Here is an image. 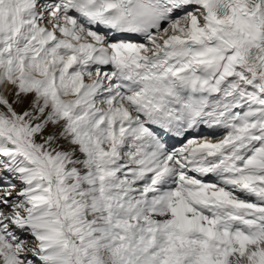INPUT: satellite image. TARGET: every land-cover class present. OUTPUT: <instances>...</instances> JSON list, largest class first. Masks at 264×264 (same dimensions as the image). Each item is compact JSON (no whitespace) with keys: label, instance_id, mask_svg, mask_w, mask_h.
I'll use <instances>...</instances> for the list:
<instances>
[{"label":"bare ground","instance_id":"6f19581e","mask_svg":"<svg viewBox=\"0 0 264 264\" xmlns=\"http://www.w3.org/2000/svg\"><path fill=\"white\" fill-rule=\"evenodd\" d=\"M249 1L251 5L259 8L261 13H264V7L260 3H256L257 0ZM44 4L43 0H36L35 2L31 0H0V64L5 67L8 77L13 81L22 73H27L28 76L32 77L35 84L39 83V78H47L50 72L56 71L57 91L65 98L62 105L68 106L78 114H84L87 108L84 107L86 99L90 95L94 98L101 93L100 89L94 92L92 88L85 85L84 75L91 77L89 72L92 70L96 76H105L106 74H100V71L86 59L92 48L96 44L102 43V37L90 28L82 27V24L78 25V31L73 32L77 19L68 15L62 3L59 9L56 8L54 14L59 20L58 28L63 37H55L53 31L46 30L45 25L39 22L43 16L37 10V6L41 5L42 7ZM21 9L24 11L22 12ZM198 13L202 15L203 19H193L194 31L199 36L207 33L210 38V49L220 52L224 63L233 62L234 58L228 57V52L234 48V44L227 39L226 30L223 29L222 25H215L216 20L212 22L206 17L204 11ZM218 29L223 30L222 37L228 40L226 43L212 42L214 33ZM184 32L190 33V31ZM240 34L243 35L244 30H241ZM236 67L237 74L230 75L225 82L234 83L239 78L238 73H244L256 85L264 86L263 67L241 58L236 63ZM106 79L110 81L111 75ZM11 89L12 86L7 84L6 96L9 95ZM131 98H134V95L128 97L116 90V93L109 96L106 101L112 107L110 113H113L114 108L121 113L124 108L125 110L131 108ZM5 99L6 103L10 102L9 96L4 97ZM116 103H123L124 107L116 105ZM61 110L64 108L62 107ZM262 115H257L252 128L246 124L241 125L240 122L234 125L236 116L232 114L229 103L222 96H217L206 104L205 116L201 118V127L204 125L208 127L216 139L222 138L221 127L223 126L225 128L230 127L233 136L239 138L240 145L229 147L225 152L230 156L246 183H250V175H260L264 170V161L260 160V157H264L262 150L264 147V119H262ZM13 117L8 107L0 103V119L13 120ZM93 118V129L104 132L105 129L108 130L109 127H113L111 132L116 139L123 134L127 136L131 134L129 137L135 151V160L138 161L139 159L140 164L138 165L136 162L131 164L119 163L117 158L108 155V173L110 175L120 174L121 179L126 177L124 179L126 185L123 186L122 194L128 198L126 201L129 205L128 221H137L140 225L143 223V225L148 226L144 230L147 238L161 237L160 249L163 253L168 252L175 241L185 243L197 241L193 240L195 235L190 228V221H194L205 224L207 234L216 241H223L233 253L242 250L248 254V258L252 259L254 254H260L261 257L264 255V237L258 233V231H264L262 226L251 228L247 219L239 221L229 219L228 223H222L223 218L220 216L213 218L212 212L203 208L202 204L207 200H204L201 191L192 185L193 179L189 172L186 171L181 174L163 172L166 179L162 186L154 183V175H158L160 170H157V173L154 172L146 141L138 136L136 127L131 126L130 123L127 124L128 120L124 118V112L123 121L105 119L103 115H93ZM201 145L202 148L212 147L204 142ZM252 150H254V154L251 153ZM4 156H9L14 161L24 162L27 159L24 150L20 147H13L0 130V159ZM168 156V154L163 155L164 158ZM243 159H246L244 165L241 163ZM0 168L8 170L3 162L0 163ZM182 168L180 165H174L168 171L178 172ZM27 169L32 170L30 165ZM240 185L241 183L237 182L229 186L226 191L217 189L216 192L218 194L224 192L250 206L251 209H258V205H261L260 209L264 210V186L257 184L258 192L255 193L253 199H250L240 190ZM19 188V186L9 185L8 181L2 179L0 175V264H55L56 261L58 264L60 259L57 251L62 247L63 241L58 227H50L47 231L51 241L47 245L46 254L40 258L32 255L21 246L7 243L9 240L25 236L23 226L31 218L40 217L46 210H52V203L50 202L35 211L36 215L24 211L18 206L9 205L11 199L17 202L18 194L22 193ZM125 209L127 210L126 203ZM173 222L181 223L182 238L175 230ZM12 228L14 229L12 230ZM231 238H233V242ZM45 256L49 257V262L43 261Z\"/></svg>","mask_w":264,"mask_h":264},{"label":"rangeland","instance_id":"374dc122","mask_svg":"<svg viewBox=\"0 0 264 264\" xmlns=\"http://www.w3.org/2000/svg\"><path fill=\"white\" fill-rule=\"evenodd\" d=\"M38 7H41V5H38L37 8ZM37 10L40 12L39 9ZM50 21L51 19L48 17V25ZM185 25L189 26V23H186ZM173 29L178 32H184V30H181L180 27L177 26ZM92 71L94 72V70ZM5 76L7 77L5 68L0 65V103L7 106L12 112L14 121L1 119L0 128L2 127V130H0L10 134L18 144H22L31 151L35 158L32 157L29 152L26 153L24 149L23 150L27 156V159H25L26 161L24 160L25 163L23 162L24 164L22 161L11 163L9 156L2 157L0 163L3 162L7 168H10L11 174L9 175L6 168H0L1 178L8 181L7 178L9 175L10 184H23L21 189L25 192H22L18 201H15V203L24 210L35 212L41 206V201L38 197L30 194V191H26L25 188L28 190H35V193L40 195L45 194L55 202L52 180L44 173L43 167L49 166L54 169L60 167L59 170L61 172L68 167L79 168L80 182L83 185L81 189L72 188L70 196L73 200L87 203L86 212L88 213L91 227L86 229L88 234L84 233L85 238L82 240L81 249L84 255L89 256L92 252H95L96 256L87 259L85 261L86 264H262V261H264V255L261 257L260 254H254L252 259L248 258V254L242 250L237 251V260L231 258L230 261L229 252L225 249L224 244L212 242L211 238L208 239V235L205 236L206 241L198 247L194 245L186 246L182 242L176 241L173 244L174 252L170 257L159 254L158 245L160 248L162 242L161 237L158 236L156 238L159 240L158 243L155 239L151 242H147V240H151L152 238H147L145 233H142L137 228H131L130 224H128L129 221L127 222L123 219L125 203L127 208V210L125 209V216L127 217V220L129 217V205L126 202L128 198L123 194L125 198V203H123L124 200L119 194L124 189L122 186L120 187L121 183L117 185L113 180L105 181L104 174L106 173V169L104 170L102 167L105 164L104 162L107 155L104 154L103 161L99 162L97 165L91 162L86 163L83 159H87V156L78 149L83 142L78 146L70 144L73 131L86 130L88 135L84 139V144L92 149L88 154H99L103 148V146H101L102 141H106L109 145L106 153L114 152L112 154L113 157L116 155L115 153L117 151L126 152L125 148L120 147L121 144L119 142L114 144L113 137L107 129L105 130L108 132H103L104 136H107L104 140L102 138V132L93 131L91 125L84 122V118L86 119L88 115H91L92 119H94L93 115L87 111L88 109L90 111L92 110L91 112L94 111L96 113L105 114L110 111L109 105L106 101L108 96L112 95L111 90H104L101 97L92 103L89 102L87 105H84L85 108L88 107L86 108L87 112H84L85 115L83 114L84 118H80L74 122L72 126L64 128L62 125L63 119L67 122L71 121L74 114L69 113L63 115L61 105L57 102L58 99L53 95L51 89L47 87V83L37 85L33 83L31 77L24 76L14 83L16 88L12 93L11 89L8 95L11 101L6 103L4 97H8L5 95L8 77L6 78ZM51 77H53V75ZM87 78L91 77L84 75V83L86 82L85 85L87 84L88 86L93 85L95 80L99 81L97 77H95V79ZM12 88H14L13 85ZM97 88H92V91L94 90L95 92ZM30 90H34V93H31L28 98H24L25 93ZM100 90L102 92V89ZM41 92H46L47 95H50H48L49 101L37 97ZM56 92V94H60L58 91ZM90 96L92 97V95ZM63 99L65 101V98ZM44 113L48 114L51 122H46V116L41 119ZM74 119H77V116H75ZM37 124L40 125L38 126ZM108 129H110V127ZM92 136H95V138L91 139ZM124 145L128 146V143L126 142ZM262 150L264 151V147ZM102 151L105 153V150ZM6 158L7 160L5 161ZM28 158L30 164L39 169L38 174L32 175V173L26 172L28 165H30L27 163ZM30 159H33L35 163H32ZM131 160L132 158L127 155L126 161L130 162ZM39 162L42 163V166ZM99 168H102L104 173L98 171ZM84 175H86V178ZM125 178L126 177L124 176V178L121 179L123 186L126 185L124 183ZM117 180L120 181V174H118ZM69 181L71 185H74L77 179L74 176H71ZM47 185L51 186L50 189L46 188ZM27 200L29 201L27 202ZM62 207H65V205L63 204ZM260 207L261 205H258V209ZM46 219L49 220L46 221ZM30 221L25 226V230H23L28 238L24 239L23 237H26V235L23 236L22 239L19 240V243L25 248V250L30 249L39 256L44 255L47 249L46 246L49 243V237L46 232L47 227L50 225H56L60 229V232L64 234L61 214H59L56 208H54L47 211L44 218H33ZM141 225H143V223ZM143 226H145V229L148 227L146 225ZM36 227H43L44 230H41L36 234L31 233V231H36L34 229ZM37 237L43 239L42 243H38L39 239H36ZM35 239L37 243H35ZM63 239L65 244L57 251L62 259L60 264H74L70 256L68 241L65 237H63Z\"/></svg>","mask_w":264,"mask_h":264}]
</instances>
